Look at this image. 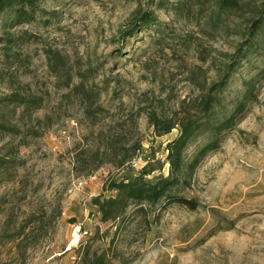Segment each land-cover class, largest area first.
I'll return each instance as SVG.
<instances>
[{"label":"rangeland","instance_id":"obj_1","mask_svg":"<svg viewBox=\"0 0 264 264\" xmlns=\"http://www.w3.org/2000/svg\"><path fill=\"white\" fill-rule=\"evenodd\" d=\"M159 1L40 0L32 21L0 22V264H264V74L242 96L264 51L227 69L248 5L219 19L216 0ZM204 96L218 116L245 107L182 186L195 208L103 220L110 181L169 175L165 145Z\"/></svg>","mask_w":264,"mask_h":264},{"label":"trees","instance_id":"obj_2","mask_svg":"<svg viewBox=\"0 0 264 264\" xmlns=\"http://www.w3.org/2000/svg\"><path fill=\"white\" fill-rule=\"evenodd\" d=\"M40 0H0V22L9 24L10 22H30L39 11ZM244 1H246L244 3ZM260 2V3H258ZM248 5L250 11L249 26L247 28L248 38L237 52L231 56L227 65L229 72L238 68L241 62H244L249 52H256L262 48L264 51V0H216L217 17L221 19L229 17L241 6ZM165 4V0H160V6ZM155 20L148 13L143 14L134 25L135 29L129 30V34L123 39L133 36V34L142 28L154 22ZM0 41L2 39L0 38ZM234 68V69H233ZM264 74V68L258 70L249 79L243 81V97L253 94L254 83ZM228 75L222 79L220 87L225 84ZM12 99L11 97H5ZM21 100V99H20ZM23 102V101H22ZM220 105V100L212 96H204L201 99L200 106L194 112V115L186 116L179 120L176 125L179 126V134L166 143L165 161L168 166V176L156 175L148 178L152 169L146 167L138 170L132 177H123L120 180L110 181L107 188L112 195L104 198L98 197L92 201L98 207L103 220L116 219L121 216L129 204L140 206L143 210V204L149 206L159 205L162 201L176 202L178 204L195 208L193 200L183 196L180 192L182 186L189 184V178L199 167L205 155L217 148L218 135L221 131L231 128L237 121L238 114L245 105L242 102H236L231 113H221L216 115V107ZM197 114L199 117H197ZM155 129L160 132H169L174 123L165 122L153 116L154 113H148ZM199 140V142L197 141ZM196 142L197 145H194ZM193 145L192 150L189 147ZM92 264H103L102 257L94 259Z\"/></svg>","mask_w":264,"mask_h":264}]
</instances>
